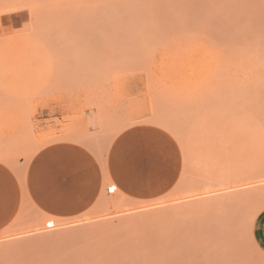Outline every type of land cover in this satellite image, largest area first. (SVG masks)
<instances>
[{
	"label": "rangeland",
	"instance_id": "374dc122",
	"mask_svg": "<svg viewBox=\"0 0 264 264\" xmlns=\"http://www.w3.org/2000/svg\"><path fill=\"white\" fill-rule=\"evenodd\" d=\"M143 126L179 148L168 193L28 209L0 264H264V0H0V160L71 142L103 165Z\"/></svg>",
	"mask_w": 264,
	"mask_h": 264
},
{
	"label": "crops",
	"instance_id": "0c3cea01",
	"mask_svg": "<svg viewBox=\"0 0 264 264\" xmlns=\"http://www.w3.org/2000/svg\"><path fill=\"white\" fill-rule=\"evenodd\" d=\"M103 158L102 165L92 150L59 142L41 149L28 165L12 156L0 160V231L28 209L53 219L80 216L108 185L133 199H157L180 178L179 148L159 128L125 131ZM252 237L264 253V228L252 229Z\"/></svg>",
	"mask_w": 264,
	"mask_h": 264
},
{
	"label": "snow or ice",
	"instance_id": "6c2138e0",
	"mask_svg": "<svg viewBox=\"0 0 264 264\" xmlns=\"http://www.w3.org/2000/svg\"><path fill=\"white\" fill-rule=\"evenodd\" d=\"M264 228V213L257 215L252 221V229Z\"/></svg>",
	"mask_w": 264,
	"mask_h": 264
},
{
	"label": "bare ground",
	"instance_id": "6f19581e",
	"mask_svg": "<svg viewBox=\"0 0 264 264\" xmlns=\"http://www.w3.org/2000/svg\"><path fill=\"white\" fill-rule=\"evenodd\" d=\"M207 60H208V59H207ZM205 61H206V59H205ZM205 61H203L202 63H204ZM207 63H209V62H207ZM207 63L205 62V64H207ZM202 65H203V64H202ZM210 65H211V64H210ZM210 65H209V66H210ZM198 66H199V64H198ZM204 66L206 67V65H204ZM200 70H201V69H200ZM202 72H203V71H202ZM207 72H208V70H207ZM207 72H206V74H207ZM204 74H205V73H204ZM203 76H204V75H203ZM206 76H207V75H206ZM206 76H205V77H206Z\"/></svg>",
	"mask_w": 264,
	"mask_h": 264
}]
</instances>
